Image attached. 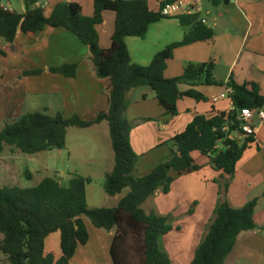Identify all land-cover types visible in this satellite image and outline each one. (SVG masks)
Wrapping results in <instances>:
<instances>
[{
  "label": "trees",
  "instance_id": "1",
  "mask_svg": "<svg viewBox=\"0 0 264 264\" xmlns=\"http://www.w3.org/2000/svg\"><path fill=\"white\" fill-rule=\"evenodd\" d=\"M170 1H163L160 7ZM207 1L212 7L231 2ZM24 2L26 11L18 13L6 9L0 0V39L12 45L19 31L37 34L47 27L71 32L88 46L97 77L110 80L109 106L91 121L78 114L66 117L63 112L55 116L47 111L23 114L14 122L6 123L0 131V154L5 146H14L25 154L62 150L66 148L69 128L86 129L107 122L114 167L105 176L104 190L111 197L124 196L116 207L90 208L87 185L92 179L78 173L72 175L68 185L52 176L31 188L0 187V255L6 256L10 264H70L78 248L89 242L88 219L95 228L114 232L110 247L113 264H175L162 245L163 237L174 229L170 222L175 217L155 210L147 213L143 205L158 191L170 193L176 177L201 171L202 166L195 162L193 152L207 156L209 165L221 175L214 179L219 190L213 219L190 264H226L242 232L264 231V226L257 225L255 221L258 197L239 208L233 207L228 200L237 164L256 142L255 135L241 140L235 137V133L243 132L241 126L244 122L238 119L241 109L264 108V94L259 84H239L232 78L227 83L218 81L213 60L189 62L180 76L165 77L168 61L174 57L176 49L215 37L214 29L204 23L199 14L176 17L182 26L189 28L184 38L166 46L149 65L142 66L132 62L126 39L145 38L153 23L172 18L163 16L160 9L151 10L148 0H94L95 11L91 17L85 16L81 5L76 2L57 3L50 14L37 0ZM105 11L116 13L112 44L108 49L100 46L97 31ZM78 69L79 63H64L51 67L49 71L75 78ZM42 73L43 70L38 69L26 71L23 75ZM181 84L191 88L182 92ZM203 85L227 86L231 90L229 96L234 109L214 112L211 116L196 115L182 132L166 141L171 154L147 174L137 176L140 156L130 141L133 125L127 116L129 92L139 87H150L163 114L176 116L179 99L207 100L197 89ZM27 177L32 179L30 171ZM126 189L128 192L124 194ZM188 214H192V210ZM56 232L60 233L61 256L58 259L52 253H45L46 238Z\"/></svg>",
  "mask_w": 264,
  "mask_h": 264
},
{
  "label": "crops",
  "instance_id": "2",
  "mask_svg": "<svg viewBox=\"0 0 264 264\" xmlns=\"http://www.w3.org/2000/svg\"><path fill=\"white\" fill-rule=\"evenodd\" d=\"M37 1L44 4L47 14L52 12L57 3L65 1L80 4L83 14L87 17L93 16L95 11L94 0ZM163 1L165 0H148L150 9L158 11ZM1 2L15 12L24 13L26 11L24 0H1ZM200 17L205 19L206 24L214 29L215 37L210 41L196 42L176 49L174 57L168 61L165 77L180 76L184 66L189 62L204 63L213 60L216 64L215 77L218 81L227 83L232 78L239 84L256 82L260 86L261 93L264 94V0H231L230 4L219 7H212L207 0H202ZM239 19L243 20V26H240ZM115 21L116 13L105 11L103 22L97 26L99 44L103 49L111 47ZM211 21H213V26ZM188 30L189 28L182 26L176 18H164L149 27L145 38L128 37L126 43L132 62L142 66L149 65L158 52L174 42L181 41ZM0 51V123L3 124V128L6 123L14 122L23 114L38 111L34 110V106L36 105L35 101L39 98L45 99L39 109H44L51 116L63 112L65 116L78 114L81 118L91 121L99 112L108 109L110 80L97 77L94 65L89 58L88 46L66 29L47 27L43 32L37 34H26L19 31L12 45L0 39ZM64 63H79L75 78H68L49 71L51 67H58ZM38 69L43 70V73L40 75H23L26 71ZM179 88L184 92L191 86L181 84ZM197 89L207 100L199 102L190 97L179 99L177 102L179 113L176 116L163 114L164 111L156 99L155 92L150 87H139L129 92L130 106L127 116L133 125L130 141L133 149L140 156L137 176L147 174L156 164L171 154L170 146L166 144V141L175 134L182 132L196 115L211 116L214 112H227L233 109L234 105L229 96L230 89L227 86L203 85L198 86ZM222 94H226V97L221 98ZM251 126L255 130L256 142L251 145L237 164V173L243 171L246 176L244 189L246 192H234L232 183L235 179H233L228 191V200L233 207L239 208L251 199L258 197L255 221L257 225L262 227L264 226V174L258 176L254 183L250 180L251 176L256 174L252 173L251 170H256L257 156L264 154V121L260 122L255 117ZM92 128L105 133L108 138L110 137L107 122L96 124L88 129ZM192 156L195 162L202 166L201 171L176 177L170 193L164 194L158 191L154 198L173 194L175 183L184 177L206 173L203 178L198 177V179L199 182H205L207 185L211 183L216 186V191L213 188V197L206 201V208L213 212L219 190L214 179L219 178L221 172L214 170L209 165L207 156L198 152H193ZM143 161H149V168L146 170L148 172L145 174H141L139 169ZM81 163L89 168L92 164L102 163V161L101 159L88 158L82 159ZM113 167L114 164L104 167L102 177L111 172ZM3 168L5 173L9 165L5 164ZM263 170L264 167L257 165V172ZM84 174L90 175L89 172ZM86 177L91 178V176ZM91 179L92 184L94 179ZM122 196L124 195L110 196L114 200V206L109 208L116 207ZM151 199L152 197L145 203L151 202L157 206V202L151 201ZM97 230V236L100 237L101 242H94V247L97 251L99 249L105 250L108 258L114 232L103 229ZM260 231V229H256L242 232L236 245L240 241L250 239L245 238V235ZM89 234L88 244L78 248L70 264H77L78 262L80 264H96L97 252L94 253L93 257L89 255V252L94 248L92 247L90 230ZM169 234L163 239L168 238ZM56 241L60 244V233L59 237L46 238L45 253H52L58 259L61 256V251L55 250L54 246H49L51 243L56 245ZM166 244V250L172 251L170 242L166 241ZM231 256H233V252L228 260Z\"/></svg>",
  "mask_w": 264,
  "mask_h": 264
},
{
  "label": "rangeland",
  "instance_id": "3",
  "mask_svg": "<svg viewBox=\"0 0 264 264\" xmlns=\"http://www.w3.org/2000/svg\"><path fill=\"white\" fill-rule=\"evenodd\" d=\"M231 7L233 9V6ZM239 24L243 26L242 19H239ZM211 25L213 26V21H211ZM44 102V98H39L35 101L34 110L44 112V109H39ZM70 116L72 115L66 117ZM2 129L3 124L0 123V131ZM88 158L101 159L102 163L92 164L89 169L81 163L82 159L86 160ZM256 159H258L255 165L256 170H251L252 173H256L255 175L251 174L250 182L253 183L257 181L258 176L264 174V170L257 172V165L264 167V154L257 156ZM5 164L9 165V168L4 173L3 167ZM113 164L114 152L110 137L108 138L105 133L93 130V128L80 129L71 127L67 131L66 148L62 150L25 154L14 146H5L0 154V187L19 186L21 188H31L38 185L44 178L52 176H56L64 185H68L72 175L78 173L83 176H91L94 179L92 184L87 185L89 207L109 208L114 206V200L104 190L105 177H102V169ZM147 168H149V161H143L139 167L141 174L147 173ZM28 171L32 173V179L27 177ZM82 172H89L90 175ZM205 175L206 173H202L184 177L175 183L173 194L152 197L151 201H156L157 206H154L151 202L143 205L147 213L155 210L162 215L175 217L170 222L174 226L173 231L168 238L162 241L165 250L167 247L166 241H169L172 245V251H166L169 255L171 254L170 257L175 264H189L192 261L195 250L206 235L207 227L213 219V212L206 208V201L213 197V188L216 191V186L211 183L207 185L205 182H199L198 177L203 178ZM235 175V183H232L235 189L234 192L241 193L243 191L245 193V173L240 171L236 172ZM126 191L128 192V189ZM126 191H124V194ZM191 210L192 214H188ZM207 217L208 219H206ZM86 221L92 236V247H94V242H101V239L97 236V228L88 219ZM55 236L59 237V233H53L48 237L53 239ZM244 237L250 239L240 241L236 245L233 256L230 257L226 264H264V231L261 230ZM49 246H54L57 251L60 250V244L57 241L56 245L51 243ZM98 251L94 247L89 252L92 257L97 252L96 264H113L110 253L107 258L105 250L99 249ZM0 264H10V262L6 256L0 255ZM77 264H80V262Z\"/></svg>",
  "mask_w": 264,
  "mask_h": 264
},
{
  "label": "built area",
  "instance_id": "4",
  "mask_svg": "<svg viewBox=\"0 0 264 264\" xmlns=\"http://www.w3.org/2000/svg\"><path fill=\"white\" fill-rule=\"evenodd\" d=\"M6 7V6H5ZM13 11L11 8L6 7ZM161 14L166 17H180V16H191L201 14L202 12V0H172L167 2L164 6L160 7ZM204 23L206 20L201 18ZM231 90H229L230 92ZM226 94H222L221 98H225ZM234 109V107H233ZM257 117L260 122L264 121V110L263 109H250L243 108L239 113V120L243 121L244 124L241 126L243 132H236L235 137L238 139L244 138L248 135H255V130L251 126L254 118ZM226 129V128H225Z\"/></svg>",
  "mask_w": 264,
  "mask_h": 264
}]
</instances>
